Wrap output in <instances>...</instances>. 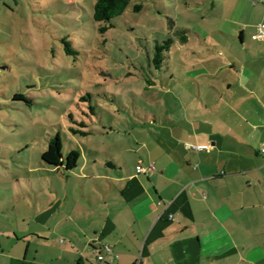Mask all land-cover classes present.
<instances>
[{"label": "crops", "instance_id": "crops-1", "mask_svg": "<svg viewBox=\"0 0 264 264\" xmlns=\"http://www.w3.org/2000/svg\"><path fill=\"white\" fill-rule=\"evenodd\" d=\"M182 5L200 29L173 40L165 63L179 53L186 69L150 82L163 92L132 116L140 130L83 144L91 157L68 173L40 161L37 186L0 174V264H111L90 259L114 258L106 246L116 264H264V0Z\"/></svg>", "mask_w": 264, "mask_h": 264}, {"label": "rangeland", "instance_id": "rangeland-1", "mask_svg": "<svg viewBox=\"0 0 264 264\" xmlns=\"http://www.w3.org/2000/svg\"><path fill=\"white\" fill-rule=\"evenodd\" d=\"M97 1L0 3V174L19 190L18 180L24 186L29 180L39 183L41 156L49 139L62 136L65 156L71 149L82 159L91 157V149L104 152L117 132L140 130L134 128L132 116L145 119L159 111L147 106L153 95L163 92L150 82L167 87L175 83L170 81L172 72L186 69L179 53L169 66L168 60L160 68L153 62L157 46L170 39L179 42L178 30L200 29L198 13L186 11L183 0H132L107 33L93 18ZM138 5L141 9L136 11ZM64 40L76 55L67 53ZM87 93L93 95L97 125L91 126L94 134L81 137L70 132V114L80 120L82 109L90 111L89 102L81 100ZM17 94L31 104L15 100ZM111 131L116 133L112 139L103 135ZM44 174L51 182L58 180L56 172ZM28 190L36 196L31 187Z\"/></svg>", "mask_w": 264, "mask_h": 264}, {"label": "trees", "instance_id": "trees-1", "mask_svg": "<svg viewBox=\"0 0 264 264\" xmlns=\"http://www.w3.org/2000/svg\"><path fill=\"white\" fill-rule=\"evenodd\" d=\"M132 0H98L94 7V20L97 23H101L100 28L102 33H107L110 29L114 28L112 21L116 18L122 17L125 12L131 6ZM141 6H136L135 10L139 11ZM177 34L185 35L187 32L185 30H178ZM66 45V51L68 54L76 55L77 52L71 47L67 40H64ZM174 41L172 39L164 42L162 46H157L155 49V56L153 62L160 68L166 59L165 53H168L173 45ZM92 94L87 93L86 96L82 97V101L89 102L90 111L81 110L80 120L76 118L74 113L70 114V120L73 125L70 126V132L73 135H79L81 137H89L95 132L91 129L92 125H97L95 121V116H97L96 108L92 104ZM15 100H22L27 102L29 105L31 102L21 94H17L14 97ZM64 142L62 136L58 133L54 137L48 140L46 149L43 150L41 161L42 164L47 168L61 169L65 173L71 172L77 168L81 154L75 149H71L68 155H64Z\"/></svg>", "mask_w": 264, "mask_h": 264}, {"label": "built area", "instance_id": "built-area-1", "mask_svg": "<svg viewBox=\"0 0 264 264\" xmlns=\"http://www.w3.org/2000/svg\"><path fill=\"white\" fill-rule=\"evenodd\" d=\"M255 39H264V25H260L258 27V32H257V34L255 36ZM188 148L191 149V150L200 152V151L208 150L209 149V146L189 144L188 145ZM261 152L264 154V147L261 149ZM153 170H154V168H152V169H146L142 165L137 166V172L139 174H142V173L147 174V173L152 172ZM105 249H106L107 253L109 255L114 256V258L108 259L106 256H104L101 253V250L99 248H95L93 250V254L94 255L92 257H90V259L92 261L97 262V263H111V264H116V260L119 258V256L113 254V251H112V249H111L110 246H106Z\"/></svg>", "mask_w": 264, "mask_h": 264}]
</instances>
